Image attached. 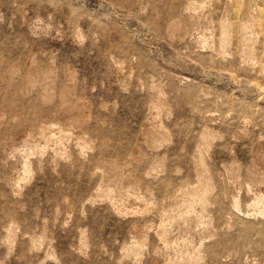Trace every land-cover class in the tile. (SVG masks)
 <instances>
[{
	"label": "rangeland",
	"instance_id": "obj_1",
	"mask_svg": "<svg viewBox=\"0 0 264 264\" xmlns=\"http://www.w3.org/2000/svg\"><path fill=\"white\" fill-rule=\"evenodd\" d=\"M177 261L264 264V0H0V264Z\"/></svg>",
	"mask_w": 264,
	"mask_h": 264
},
{
	"label": "bare ground",
	"instance_id": "obj_2",
	"mask_svg": "<svg viewBox=\"0 0 264 264\" xmlns=\"http://www.w3.org/2000/svg\"><path fill=\"white\" fill-rule=\"evenodd\" d=\"M228 34H229V31H228V28H227V26H225L224 25V27H223V35H224V38H227V36H228ZM52 69V68H51ZM53 70V69H52ZM49 73H51L52 71L49 69ZM49 73H48V76H49ZM34 74V73H33ZM51 75V74H50ZM69 77V76H68ZM67 77V78H68ZM71 78V77H70ZM50 81H51V79H50ZM75 81V80H74ZM46 84V83H45ZM51 84V83H50ZM49 83H48V85L49 86H51ZM46 86V85H45ZM48 86V87H49ZM67 89V88H66ZM71 91H72V89H71ZM70 93V92H69ZM68 95H70V94H68ZM64 96V95H63ZM66 97V96H65ZM71 98V97H70ZM73 98H71V99H69L68 97H67V100H68V104H69V106H66V107H69L70 108V110L72 111V114L74 113L75 114V116H76V114H80L81 113V110H80V108L76 105V104H74V101L72 100ZM64 105V104H63ZM158 105V104H157ZM70 111V112H71ZM73 114V115H74ZM78 117V116H77ZM80 119H81V114H80ZM82 119H84V116L82 117ZM76 120H78V119H76ZM81 121V120H80ZM80 121H78V122H80ZM83 121V120H82ZM77 122V123H78ZM84 122V121H83ZM76 123V124H77ZM153 124V123H152ZM80 125V124H79ZM59 129H60V131H61V134H63V136H66L67 135V131L64 129V128H61V126L59 125ZM58 128V127H57ZM40 130V132H41V134H43L45 137H47L48 138V136H50L51 135V132L53 131V129H54V127H53V125H46V126H41L40 128H39ZM68 130V129H67ZM59 131V130H58ZM153 131H157V130H153ZM152 131V132H153ZM56 133V132H55ZM154 133H156V132H154ZM160 133V132H159ZM70 135V134H69ZM60 136H62V135H60ZM68 136V135H67ZM46 138V139H47ZM84 138H85V140H86V142H90L88 139H87V137H85L84 136ZM84 138L83 139H81V140H84ZM90 145V144H89ZM88 145V146H89ZM115 163H117V162H115ZM118 169V168H117ZM110 190V189H109ZM128 190V189H127ZM126 190V191H127ZM112 191V190H111ZM110 191V192H111ZM116 193V192H115ZM112 194V193H111ZM123 194V193H122ZM113 195V194H112ZM113 197V196H112ZM171 264H181L179 261H177V262H173V263H171Z\"/></svg>",
	"mask_w": 264,
	"mask_h": 264
}]
</instances>
